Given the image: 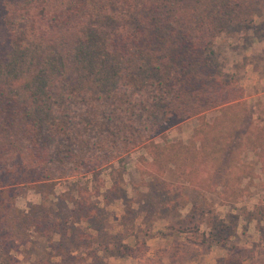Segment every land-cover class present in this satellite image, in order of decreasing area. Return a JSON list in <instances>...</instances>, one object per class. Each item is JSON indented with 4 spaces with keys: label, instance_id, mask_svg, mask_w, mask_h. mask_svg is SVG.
I'll use <instances>...</instances> for the list:
<instances>
[{
    "label": "trees",
    "instance_id": "1",
    "mask_svg": "<svg viewBox=\"0 0 264 264\" xmlns=\"http://www.w3.org/2000/svg\"><path fill=\"white\" fill-rule=\"evenodd\" d=\"M263 2L0 0V245L33 242L27 232L36 226L41 239L61 236L53 249L70 264L83 260L73 256L82 248L95 254L96 243L108 251L113 243L94 233L69 236L81 218L58 224L42 206L18 210L16 199L24 187L96 172L134 150L148 151L157 183L172 166L190 182L202 168L232 173L246 115L234 76L216 71L208 52L228 26L253 22ZM211 110L222 114L213 123ZM193 117L200 123L189 144L156 143ZM90 218L99 234L105 219Z\"/></svg>",
    "mask_w": 264,
    "mask_h": 264
},
{
    "label": "rangeland",
    "instance_id": "2",
    "mask_svg": "<svg viewBox=\"0 0 264 264\" xmlns=\"http://www.w3.org/2000/svg\"><path fill=\"white\" fill-rule=\"evenodd\" d=\"M258 12L251 23L228 26L208 52L216 71L234 76L238 112L246 115L240 124L245 146L228 162L232 173L216 176L202 168L190 182L172 166L157 183L148 176L156 173L148 151L139 149L78 178L24 187L15 207L30 214L33 207L42 206L53 214V222L57 217L72 222L81 218L74 227L67 225L73 228L69 236L94 233L104 243H113L106 252L96 243L93 255L84 248L73 253L83 259L77 264H264V7L258 6ZM220 115L211 110L206 120L213 123ZM199 123L197 117L190 118L158 136L156 143L189 144ZM252 142L256 150L248 147ZM196 147L203 150L200 142ZM115 183L122 187L114 188ZM150 184L155 189L144 187ZM84 217L91 222L105 219L97 227L99 234L87 227ZM47 222L40 220V229L48 228ZM35 230L27 232L33 242H17L19 248L1 242L7 255L0 250V264H50L48 259L70 264L59 252L63 250L53 249L61 236L53 235L51 243Z\"/></svg>",
    "mask_w": 264,
    "mask_h": 264
}]
</instances>
